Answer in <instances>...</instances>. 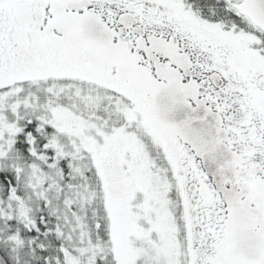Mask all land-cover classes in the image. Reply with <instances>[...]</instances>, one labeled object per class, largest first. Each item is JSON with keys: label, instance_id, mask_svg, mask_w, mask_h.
I'll use <instances>...</instances> for the list:
<instances>
[{"label": "snow or ice", "instance_id": "obj_1", "mask_svg": "<svg viewBox=\"0 0 264 264\" xmlns=\"http://www.w3.org/2000/svg\"><path fill=\"white\" fill-rule=\"evenodd\" d=\"M0 264H264V0H0Z\"/></svg>", "mask_w": 264, "mask_h": 264}]
</instances>
